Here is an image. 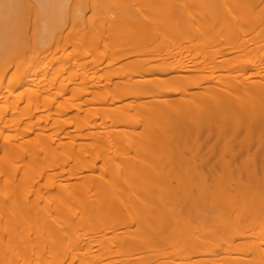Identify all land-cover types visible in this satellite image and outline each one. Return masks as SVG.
Segmentation results:
<instances>
[{"label":"bare ground","instance_id":"6f19581e","mask_svg":"<svg viewBox=\"0 0 264 264\" xmlns=\"http://www.w3.org/2000/svg\"><path fill=\"white\" fill-rule=\"evenodd\" d=\"M21 2L0 264H264V0Z\"/></svg>","mask_w":264,"mask_h":264},{"label":"rangeland","instance_id":"374dc122","mask_svg":"<svg viewBox=\"0 0 264 264\" xmlns=\"http://www.w3.org/2000/svg\"><path fill=\"white\" fill-rule=\"evenodd\" d=\"M21 1H22V0H20V3H21V4H22L23 2L26 4V1H23V2H21ZM24 3H23V6H24V7L22 6L21 8L25 11V10H26L25 8H26V7L29 8V7H28L27 5H25ZM22 9H21V11H22V13H24V14H22V15H23V16H22V17H23L22 19L25 20V21L27 20V22H25V21L22 20L21 23H22V24H27V23H28V25H29V24H30L29 22L32 21L31 19H33V17H32L33 15L31 16V14H30L29 12H27V11H26V12H23ZM28 11H29V10H28ZM28 13H29V15H28ZM30 16H31V18H30ZM20 20H21V19L19 18V23H20ZM29 20H30V21H29ZM69 26H70V25H69ZM69 26L67 27V29L69 28ZM33 28H34V27H29V28H28L29 30H27V33H28L29 36H30V34L35 33L36 30H37V32H38V29L35 30V28H34V29H33ZM32 29H33V30H32ZM31 30L34 31V32L31 33V32H32ZM29 32H30V33H29ZM31 36H32V35H31ZM20 42H21L22 45H23V41H20ZM20 42H19V43H20ZM22 45H20V46H22ZM17 47H19V44H18ZM68 50H70V49H68ZM2 52H3V51H1V53H2ZM5 52H6V55H8V56L12 53V51H11V52H8V53H7V51H5ZM21 52H22V51H21ZM21 52H19V53H21ZM66 52H67V50H66ZM66 52L64 51L63 53H66ZM3 53H4V52H3ZM3 53H2V55H1L2 58L0 57V59H1L0 62H2V59L5 57V54L3 55ZM9 53H10V54H9ZM72 55H73V54H72ZM6 58H7V56L3 59V61L6 60ZM9 58H10V57H9ZM7 60H8V58H7ZM9 66H10L9 71H14L13 73H15V75H16V74H17V75H20V74H21V71H20L19 69L15 68L14 65L12 64V62L10 63Z\"/></svg>","mask_w":264,"mask_h":264}]
</instances>
